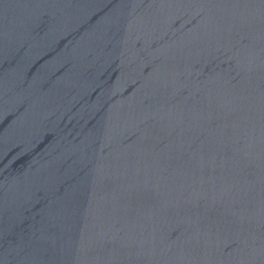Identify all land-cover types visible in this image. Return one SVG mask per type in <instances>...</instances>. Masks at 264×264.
I'll use <instances>...</instances> for the list:
<instances>
[{
	"label": "water",
	"instance_id": "obj_1",
	"mask_svg": "<svg viewBox=\"0 0 264 264\" xmlns=\"http://www.w3.org/2000/svg\"><path fill=\"white\" fill-rule=\"evenodd\" d=\"M222 0H0V168Z\"/></svg>",
	"mask_w": 264,
	"mask_h": 264
}]
</instances>
